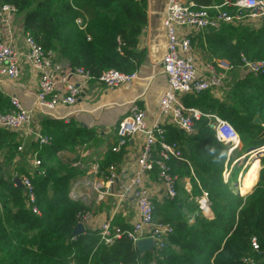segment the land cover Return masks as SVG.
Instances as JSON below:
<instances>
[{
	"label": "trees",
	"instance_id": "trees-1",
	"mask_svg": "<svg viewBox=\"0 0 264 264\" xmlns=\"http://www.w3.org/2000/svg\"><path fill=\"white\" fill-rule=\"evenodd\" d=\"M194 1L203 7L222 2ZM4 4L14 5L23 29L71 68L82 67L98 77L108 69L138 71L146 60V51L139 44L148 21V0H0V6ZM199 33L203 35H197L198 45L210 60L224 58L234 66L241 65V54L251 61L264 60V26L224 25L217 31ZM194 41L192 38V46ZM210 91L187 95L183 102L204 115L229 122L242 143L264 132V73L236 79L221 100ZM10 109V98L0 94V113ZM256 118L259 123L254 122ZM214 122L213 118L202 117L191 135L165 127L166 139L180 145L186 160L171 162L174 173L190 177L192 197L208 194L213 218L199 213L190 223L186 214L195 211L196 205L187 200L185 192L173 200L164 199L162 205L153 203V217L172 224L173 233L164 249L141 255L127 238L105 246L98 230L73 235L77 214L87 209L80 200L69 197L72 181L81 170L56 155L93 141L96 133L93 128L76 125L73 119H44L42 133L52 138L51 143L29 144L41 160L40 168L32 175L20 172L32 181L39 214L31 212L24 188L18 187L14 176L6 174L0 164V264H243L244 257L264 264V155L260 156L257 183L240 195L232 185L233 172L227 181L223 178L225 165L233 160L228 158V146L216 139L211 127ZM21 142L18 132L0 128L4 164L13 161ZM261 146L264 137L252 148ZM117 159L109 151L100 168ZM254 162L247 172L259 166L258 158ZM241 171L242 167L238 173ZM253 176L255 170L247 178ZM254 237L258 252L251 247Z\"/></svg>",
	"mask_w": 264,
	"mask_h": 264
},
{
	"label": "built area",
	"instance_id": "built-area-1",
	"mask_svg": "<svg viewBox=\"0 0 264 264\" xmlns=\"http://www.w3.org/2000/svg\"><path fill=\"white\" fill-rule=\"evenodd\" d=\"M18 10L14 5L0 6V77L3 81L16 82L21 74L24 59L36 74V94L34 108L42 116L52 119H65L55 114L58 106H76L87 87L94 83L108 90L128 88L137 78V72L124 73L116 69L103 71L94 77L82 67L71 68L69 64L58 59L55 51L44 49L32 35L21 27L20 34L25 44V52L15 46V18ZM78 25L80 20H76ZM224 25L264 26V0H222L220 4L206 7H197L185 0H167L163 27L165 30V54L162 58V72L167 79V88L158 105L159 116L152 124L146 119V113L134 102L131 103L129 114L118 122L116 127V141L111 146L112 153H120L128 142L140 136L141 149L135 159L132 173L118 185L115 194L117 207L133 201L136 209V218L130 228L116 225L112 220L102 222L98 228L100 242L105 246H112L116 241L127 238L135 246L140 240L149 239L153 243V252L161 251L166 247L169 236L173 233L170 223L160 222L153 217L154 205L151 194L146 186V176L154 172L161 183L165 196L173 200L178 197V182L180 178L174 173L171 162L178 164L186 162L182 156L180 145L166 139L167 125L191 135L195 131V124L204 115L200 110L188 108L180 100L184 95H198L207 90L224 87L228 75L234 70L241 75L258 76L264 73V60L251 61L243 54L241 65L234 66L222 58H212L205 65L203 74H199L193 58L191 33L206 29L219 30ZM1 79V80H2ZM11 109L0 113V128L18 132L21 139L31 138L41 146L51 143L52 138L32 127L33 109H26L17 97L10 98ZM214 117V116H213ZM216 139L228 146V155L238 150L241 145L240 135L227 121L214 117ZM264 146L252 148L248 154L257 156L262 153ZM18 146V152L22 151ZM189 164V163H188ZM31 165L38 171L41 160L34 151L31 155ZM98 171V165L93 166ZM230 171H223V178L228 180ZM20 178L22 187L27 195V201L33 214H39L35 206L34 186L27 175L14 174ZM105 183H117V168L110 164L104 174ZM190 184H185L189 191ZM76 200V195H71ZM199 209L210 212L208 194L203 192L197 200ZM92 215L87 209L76 216L77 224L85 225ZM252 250L258 252L259 245L254 237L251 240ZM243 264H256L253 258H242ZM150 264H156L155 261Z\"/></svg>",
	"mask_w": 264,
	"mask_h": 264
},
{
	"label": "crops",
	"instance_id": "crops-1",
	"mask_svg": "<svg viewBox=\"0 0 264 264\" xmlns=\"http://www.w3.org/2000/svg\"><path fill=\"white\" fill-rule=\"evenodd\" d=\"M185 1L192 2L197 7H203L196 5L194 0ZM166 3L167 0H148V21L142 32L139 44V48L145 50L147 56L143 65L138 71H136L137 78L130 84L128 88L108 90L92 83L87 87V89L83 91V94L76 106H58L55 109V114H57L58 116H66L65 119L59 120L68 122L70 119H73L76 125H82L83 127H86L88 129L93 128L96 133V137L93 141L83 144L82 146H77L72 151H62L56 155L62 162L69 163L74 167H79L81 170V174L72 181L69 197L72 198L71 195L75 194L76 200L79 199L85 205V207H87V210L91 212L92 217L90 221L85 225V231L98 230L100 224L106 220H112L114 224L119 225L123 228H130L133 220L136 218V209L134 202H126L123 206L117 207L115 194L118 191V185L124 182L134 169L135 159L141 149V137L136 136L128 142L127 147L120 153H114L116 156H118V159L111 164H115L117 168V183L115 182L114 184L110 185L105 183L106 181L104 180V174L108 166L100 168V162L106 157V154L111 151L110 148L116 141V127L118 125V122L123 119V117L129 114V109L132 102H134L139 108L145 111L146 119L149 124H152L156 119H158L159 101L167 88V79L162 72L161 63L162 58L165 54L166 44L165 30L163 27V16ZM231 26L242 28L250 27L249 25ZM21 27V17L20 15H17L14 24V31L16 35L15 46L17 49L25 52V44L23 43V39L19 31ZM190 33V38L195 39L192 46L193 58L195 60V64L198 68L199 74H203L205 71V65L211 61L210 59H208L206 55L207 53L202 51L198 45L200 36L197 37V35H203V33ZM224 60L228 61L227 59ZM246 76L247 75H241L240 71H238L237 69L233 72H230L228 75V80L226 81L224 87L212 89L210 91L212 93V96L215 99L221 100V98H223L224 95L229 91L230 86L234 81H236V79H243ZM1 79L2 78L0 77V94L3 97H17L24 108L33 109L34 115L32 127L42 132V122L44 119L49 117L42 116L41 114L39 115L34 108L37 78L27 60L24 59L22 74L16 82H7ZM186 97L187 95L180 97L182 104L188 108H195L184 104L183 100ZM208 116V118L213 119L214 117H217L215 115ZM31 143H33L31 138L24 139L23 142L18 145L22 146L23 152H18L17 150L18 153L16 152L13 161L7 165L4 164L3 157H0V164L3 166L4 172L6 174H11L12 176H14V174L24 175L21 174L23 172H26L29 175L33 174L34 170L31 165V155L34 151L32 150V146L29 145ZM240 147H242V142ZM235 152L236 151H233L230 155H228V158H231ZM88 158H90V160H84ZM250 158L251 156L247 151L245 154H242L239 157L235 158L230 165L226 164L225 169L232 173L237 166L243 168L247 160H249ZM253 163V159L250 160L249 164L247 163L248 166L246 167V171L244 172V174H242V171L237 174L238 189L239 186L241 187L240 184L241 182H243V180L246 181L252 178H247V176L254 170L256 173L255 178H258L257 170L255 169L256 167L247 172L248 170H250ZM94 165H98V171L93 170ZM191 175L193 176L192 170ZM179 178L180 181L178 182V196L180 194L182 195V193L185 192L188 195L187 200L189 202L193 201V203L196 205L195 211H193L189 215L187 214L189 222L192 223L194 221V217L199 213H201L208 219L213 218V213L210 207V212L208 213H204L199 209L197 200L202 197L203 192L200 196L192 197V184L190 181V177L183 176ZM257 178L255 180V183L257 181ZM145 183L151 194L153 203L162 205L164 199H168L165 196V193L155 171L149 173L146 176ZM186 183L190 184L189 191L184 188ZM242 188L245 193L248 186L244 185L243 187H241V189ZM252 189L246 194L251 193ZM239 194L245 195L241 194L240 189Z\"/></svg>",
	"mask_w": 264,
	"mask_h": 264
},
{
	"label": "rangeland",
	"instance_id": "rangeland-1",
	"mask_svg": "<svg viewBox=\"0 0 264 264\" xmlns=\"http://www.w3.org/2000/svg\"><path fill=\"white\" fill-rule=\"evenodd\" d=\"M81 25V24H80ZM113 127V126H112ZM257 135V134H256ZM255 135V136H256ZM264 137V132H262L260 135H257L252 141H246V142H243L242 143V147H240L239 149L240 150H237L235 153H234V155L231 157V160H234L235 158H237V157H239L240 155H242V154H245L247 151H249L250 149H252V147L255 145V144H257V143H259V141H260V139H262ZM105 138V137H104ZM107 138V137H106ZM105 143V142H104ZM23 152V151H22ZM263 156L264 155V150L262 151V153L260 154H258L256 157L258 158V161H259V166L257 165L256 166V170H257V176H258V174H259V171H260V169H261V166H260V156ZM60 160V159H59ZM84 160H90V158H88V159H84ZM250 160L251 159H249V160H247V162H246V164L243 166V168H242V174H244V172L246 171V167L248 166V164H249V162H250ZM254 162V161H253ZM248 163V164H247ZM255 163V162H254ZM260 167V168H259ZM241 167L240 166H237L235 169H234V171H233V183H232V185H233V187L234 188H237L238 189V184H237V173H238V171H239V169H240ZM245 170V171H244ZM242 174H241V176H242ZM256 174V173H255ZM257 178V177H256ZM256 178H255V176H253L252 178H250L249 180H243V182H241V184H240V182H239V184L241 185V187H243L244 185L246 186H248V188L247 189H250L253 185H254V183H255V180H256ZM237 179V180H236ZM258 179V178H257ZM236 182V183H235ZM254 182V183H253ZM249 183H252V184H249ZM256 183H257V181H256ZM244 184V185H243ZM246 190V189H245ZM238 192H239V189H238ZM186 211V210H185ZM186 213V212H185ZM187 215V214H186Z\"/></svg>",
	"mask_w": 264,
	"mask_h": 264
},
{
	"label": "water",
	"instance_id": "water-1",
	"mask_svg": "<svg viewBox=\"0 0 264 264\" xmlns=\"http://www.w3.org/2000/svg\"><path fill=\"white\" fill-rule=\"evenodd\" d=\"M255 123H259V119L256 118L254 120ZM211 127L214 129V125H211ZM251 150V149H250ZM15 184L22 188V184H21V180L20 178H15L14 179ZM79 200V199H78ZM85 232V228L83 227L82 224H77L76 227L73 230V235H80L82 233ZM135 248L137 249V251L140 254L146 253V252H153V243L151 240L149 239H145V240H140L138 242H136L135 244Z\"/></svg>",
	"mask_w": 264,
	"mask_h": 264
},
{
	"label": "bare ground",
	"instance_id": "bare-ground-1",
	"mask_svg": "<svg viewBox=\"0 0 264 264\" xmlns=\"http://www.w3.org/2000/svg\"><path fill=\"white\" fill-rule=\"evenodd\" d=\"M262 151H263V149H262ZM257 157L256 156H254V154L251 156V160L253 159V161L256 159ZM239 189H240V192H241V194H244V190H243V188L241 189V187L239 186Z\"/></svg>",
	"mask_w": 264,
	"mask_h": 264
}]
</instances>
